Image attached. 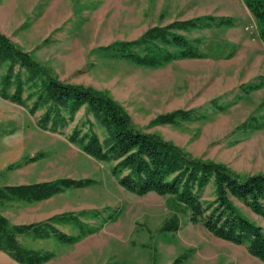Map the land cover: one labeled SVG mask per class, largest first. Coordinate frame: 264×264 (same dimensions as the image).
Wrapping results in <instances>:
<instances>
[{
  "label": "rangeland",
  "instance_id": "374dc122",
  "mask_svg": "<svg viewBox=\"0 0 264 264\" xmlns=\"http://www.w3.org/2000/svg\"><path fill=\"white\" fill-rule=\"evenodd\" d=\"M186 21L206 26L168 31L187 38L201 57L151 67L105 50L153 27ZM0 33L60 81L106 92L124 106L135 127L239 175L264 173V38L244 0H0ZM134 49L144 53L142 46ZM7 66H0V87ZM17 72L25 106L0 97V189L80 181L42 200L0 204L12 224L50 223L75 238L61 243L34 232L19 235L24 246L51 254L41 264H264L246 244L193 223L174 195L122 187L114 161L95 158L71 139L74 129L78 138L87 131L100 140L106 135L85 107L58 127L43 126L47 106L30 111L40 80L18 64ZM6 90L12 93L14 83ZM179 109L190 116L154 122ZM199 196L213 200L212 182ZM234 203L264 230V217L240 200ZM0 264L19 263L0 251Z\"/></svg>",
  "mask_w": 264,
  "mask_h": 264
},
{
  "label": "trees",
  "instance_id": "16d2710c",
  "mask_svg": "<svg viewBox=\"0 0 264 264\" xmlns=\"http://www.w3.org/2000/svg\"><path fill=\"white\" fill-rule=\"evenodd\" d=\"M245 6L259 26V36L264 38V0H244ZM206 26V23L186 21L165 27H153L138 39L119 41L105 48L114 55L138 65L155 67L173 59L201 57L198 48L181 34L169 33V28L187 29ZM142 46L144 53L134 47ZM173 46L176 51L167 47ZM7 64L2 77L0 97L25 106L22 98L23 80L14 74L18 64L31 78L38 77L36 99L30 108L35 112L46 105L40 118L43 126L55 128L73 118L85 107L96 122L105 129L103 140L94 132H85L78 138L74 129L71 139L83 144V150L97 159L114 161L113 173L119 184L136 193L149 191L159 195H174L190 211V220L200 222L214 236L235 244H246L248 252L264 262V230L249 220L237 208L240 200L254 213L264 217V173L239 175L224 164L192 157L188 152L164 139L157 133L146 132L132 123L124 106L101 90L77 83L60 81L48 68L37 62L29 52L23 51L7 36L0 33V66ZM14 83V91L6 89ZM37 84V83H35ZM62 107L66 117L61 111ZM190 112L175 110L159 115L154 122L169 123L178 117L188 118ZM86 140L85 143L83 141ZM214 186L212 201L203 202L199 192L208 183ZM80 181L58 179L29 185H12L0 189V204L9 200L33 202L62 191L65 186ZM34 232L40 238L53 237L61 243L75 238L65 235L50 223L12 224L0 213V251L7 253L19 264H41L50 259L48 252L24 246L19 235Z\"/></svg>",
  "mask_w": 264,
  "mask_h": 264
},
{
  "label": "crops",
  "instance_id": "0c3cea01",
  "mask_svg": "<svg viewBox=\"0 0 264 264\" xmlns=\"http://www.w3.org/2000/svg\"><path fill=\"white\" fill-rule=\"evenodd\" d=\"M247 8V7H246ZM248 10V9H247ZM249 11V10H248ZM249 13H250V11H249ZM251 14V13H250ZM252 15V14H251ZM253 16V15H252Z\"/></svg>",
  "mask_w": 264,
  "mask_h": 264
}]
</instances>
